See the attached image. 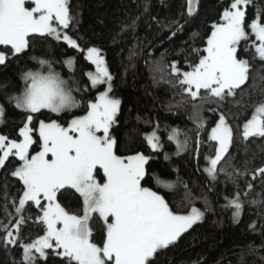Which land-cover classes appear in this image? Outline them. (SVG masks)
<instances>
[{
  "label": "trees",
  "instance_id": "1",
  "mask_svg": "<svg viewBox=\"0 0 264 264\" xmlns=\"http://www.w3.org/2000/svg\"><path fill=\"white\" fill-rule=\"evenodd\" d=\"M68 2L74 19L65 31L77 39L80 48L74 49L54 37L35 36L30 37L28 49L15 56L9 53L8 60L0 64V85L4 86L0 88V104L6 109L0 118V134L10 139L18 138L24 112L15 108L14 102H8L5 90L11 95L20 94L25 72L47 68L39 63L40 60L50 61L52 69L72 89H80L74 90L73 94L82 103L80 107L60 114L41 110L33 114V125L38 127L41 120H56L67 126L74 116L86 114V103L98 94L87 75L94 72L95 67L86 59V49L97 47L113 77L110 95L121 101L117 121L110 129L117 141L116 154L143 153L149 159L142 187L157 191L170 207L181 213L190 211L191 207L205 213L202 221L182 233L173 245L161 250L152 264H264V177L253 178V172L264 167V138L244 140L241 135L243 124L264 99V61L252 59V50L245 53L242 42L241 55L251 64L249 78L234 95L225 96L223 100L209 99L204 90L196 99L191 98L178 85L169 68L177 61L181 72L189 71V65L198 62L200 54H206L203 50L212 25L220 22L228 0H198L192 16L186 12L187 0ZM258 8H264V0H253L248 7L249 16ZM6 47L0 46V50ZM70 60L72 64H69ZM98 88L102 90V87ZM221 114L232 127L234 139L213 178L205 169L209 166L207 158L214 156L218 145L209 136ZM201 122L202 127L199 126ZM174 129L178 130L181 143L188 138L183 149L170 139ZM153 131L157 133L159 150H154L146 138ZM38 150L34 144L30 152ZM19 163L18 158L10 156L6 166L0 168V238L6 235L4 226L19 218L11 207L12 198L17 197L22 188V182L11 175ZM97 176L102 183V169ZM156 176L172 182L173 187L158 185ZM248 184L253 187L249 189ZM5 189L7 212L12 216L5 214ZM237 192L242 209L240 216L233 218L235 209L225 207V204L226 199H231ZM59 199L74 212L82 206L74 191ZM22 215L27 222L20 228L19 242L5 245L0 239V264H27L23 261V245L43 235L41 229L44 226L34 220L39 215L34 203L26 204ZM92 226V242L99 244L103 226L96 214ZM33 254L37 256L36 264H68V259L57 255L55 250H46V258Z\"/></svg>",
  "mask_w": 264,
  "mask_h": 264
},
{
  "label": "snow or ice",
  "instance_id": "2",
  "mask_svg": "<svg viewBox=\"0 0 264 264\" xmlns=\"http://www.w3.org/2000/svg\"><path fill=\"white\" fill-rule=\"evenodd\" d=\"M252 4L253 0H228L220 22L212 25L203 50L206 54H200L198 62L189 65V71L181 72L177 61L169 65L178 85L191 98L196 99L204 90L209 99L223 100L246 84L251 64L241 55L242 42L245 53L252 50V59L264 61V8H258L249 16L248 7ZM194 8V0H187L188 16L194 14ZM73 19L68 0H0V46H8L0 50V64L8 60L9 53L15 56L28 49L30 37H54L74 49L80 48L77 39L63 31L69 29ZM193 51L199 52L198 49ZM86 59L95 65V72L87 75L98 94L86 103V114L74 116L67 126L56 120H41L38 127L33 125V114L42 109L61 113L78 108L82 103L73 95L74 90L80 89H72L52 69L50 61H39L47 65L44 71L23 74L24 87L20 94L11 95L5 90L8 102H14L15 108L23 110L24 122L17 139L0 134V168L6 166L10 156L18 158L19 166L11 175L22 182V188L11 201L19 218L4 226L6 235L0 239L5 245L19 242L20 228L27 222L22 213L31 202L39 210L35 222L44 227L43 235L23 245V261L27 264H36L37 256L33 253L46 258V250H55L57 255L68 259V264H152L161 250L173 245L204 213L196 207L181 213L170 207L157 191L141 186L149 157L140 152L128 156L116 154L117 141L110 129L117 121L121 101L110 95L113 77L101 50L87 47ZM72 63L70 60L69 64ZM104 85V90H99L98 86ZM5 111V106L0 104V118ZM176 132L174 129L170 139L175 138ZM241 135L244 140L264 138V99L243 124ZM146 138L153 149L158 147L155 132ZM209 139L218 146L214 156L207 158L209 167L205 171L215 178L217 166L234 139L233 129L223 114L212 127ZM187 143V137L182 143L177 141L181 149ZM196 143L199 145L200 141ZM34 144L39 150L31 153ZM101 169L102 183L97 179ZM257 175L264 177V167L253 172L254 179ZM154 178L162 187H173L172 182L159 176ZM247 187L251 189L253 185ZM70 191L78 194L82 201L81 208L75 212L59 199ZM239 196L237 192L226 199L225 207L235 209L233 218L241 213ZM4 199L5 214L12 216L7 212L6 189ZM94 214L103 226L99 244L91 239Z\"/></svg>",
  "mask_w": 264,
  "mask_h": 264
},
{
  "label": "rangeland",
  "instance_id": "3",
  "mask_svg": "<svg viewBox=\"0 0 264 264\" xmlns=\"http://www.w3.org/2000/svg\"><path fill=\"white\" fill-rule=\"evenodd\" d=\"M26 6H28V7H32L33 5H31V4H26ZM63 31H65V29L63 30ZM66 32V31H65ZM106 63V62H105ZM94 65V64H93ZM107 66V65H106ZM94 67H95V65H94ZM95 72V71H94ZM93 72V73H94ZM62 77V76H61ZM63 78V77H62ZM64 79V78H63ZM65 80V79H64ZM98 87H102V90H104V88L106 87V85H104V86H98ZM101 90V91H102ZM74 95V94H73ZM113 97V96H112ZM113 98H115V97H113ZM117 99V98H116ZM42 110H47V109H42ZM72 110H74V109H72ZM72 110H70V111H72ZM48 111H50V110H48ZM68 110H66V111H64V112H67ZM61 113H63V112H61ZM56 114H60V113H56ZM153 132H155V135H156V143H157V145H158V147L157 148H155L154 150H159V149H161V147H160V143H159V141H158V137H157V133H156V131H153ZM152 132V133H153ZM152 133H150V134H148V135H151ZM179 133H178V130H177V132H176V134H175V138H172V140H174L175 142H176V144H177V141H180L181 140V138L179 137V135H178ZM147 135V136H148ZM173 136V131H172V133H171V137ZM178 145V144H177ZM146 166V165H145ZM209 167V166H208ZM207 174H208V172H206ZM209 175V174H208ZM97 179L99 180V178H98V176H97ZM201 211V210H200ZM203 212V211H202ZM204 213V212H203ZM95 215V214H94ZM204 216H205V213H204V215H203V217H202V219L201 220H199V221H197L196 223H198V222H200V221H202L203 219H204ZM195 223V224H196ZM194 225V224H193ZM192 225V226H193ZM190 229V228H189Z\"/></svg>",
  "mask_w": 264,
  "mask_h": 264
},
{
  "label": "water",
  "instance_id": "4",
  "mask_svg": "<svg viewBox=\"0 0 264 264\" xmlns=\"http://www.w3.org/2000/svg\"><path fill=\"white\" fill-rule=\"evenodd\" d=\"M197 1H198V0H194V2H195L194 12H195V10H196V4H197Z\"/></svg>",
  "mask_w": 264,
  "mask_h": 264
}]
</instances>
